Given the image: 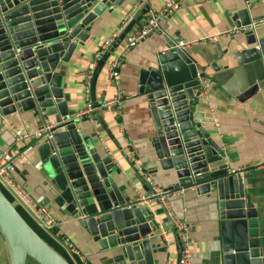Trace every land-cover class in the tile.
I'll list each match as a JSON object with an SVG mask.
<instances>
[{
	"label": "water",
	"instance_id": "water-1",
	"mask_svg": "<svg viewBox=\"0 0 264 264\" xmlns=\"http://www.w3.org/2000/svg\"><path fill=\"white\" fill-rule=\"evenodd\" d=\"M125 0H0V117L32 113L49 121L53 135H41L25 148H36L39 166L50 185L52 202L77 223L78 231L118 264H155L167 252L153 212L154 198H139L131 184L118 185L113 158L101 152L96 134L83 136L67 109L70 98L61 86L67 64L77 47L89 38L91 24L104 13L121 9ZM248 8L224 16L231 34L225 49L213 47L218 60L232 59L244 67L246 88L239 101L264 89V21L250 19ZM146 5L128 23L93 68L89 99L97 108L98 77L125 36L148 14ZM157 35L166 50L138 75V93L150 115L153 164L148 174L160 172L169 184L161 191H191L202 200L209 220L218 230V264H264L259 246L256 210L245 193L243 171H230L224 154L203 126L210 123L201 110L205 68L175 43ZM150 35V34H149ZM214 72L220 70L209 63ZM228 66L223 67L227 69ZM102 127V124L99 123ZM103 128V127H102ZM126 159V157H124ZM160 170V171H158ZM147 196L150 188L143 178ZM81 232V233H82ZM0 236L9 264H70L44 241L0 189ZM176 264L181 253L177 240Z\"/></svg>",
	"mask_w": 264,
	"mask_h": 264
},
{
	"label": "crops",
	"instance_id": "crops-1",
	"mask_svg": "<svg viewBox=\"0 0 264 264\" xmlns=\"http://www.w3.org/2000/svg\"><path fill=\"white\" fill-rule=\"evenodd\" d=\"M167 1L169 0H125L121 9L115 8L111 15L104 13L91 24L89 38L84 46L77 47L69 62L61 64L60 68L64 72L61 83L63 93L70 98L67 109L71 117L85 109V76L90 73V65L98 49L136 11L146 5L149 8L148 14L141 16L137 23L139 25L147 20L150 12L159 11ZM251 7L248 11L250 19L264 18V0H180L179 9L163 19L157 30L173 43L181 39L190 44L185 53L197 60L201 66H207L205 72L208 78L203 83L200 100L201 110L210 123L203 126L223 152V163L229 170H241L245 173L246 177L242 178L245 193L256 210L259 246L264 248V89L239 101L238 97L247 86L244 67H238L233 59L229 62L225 59L218 60L212 45L218 42L225 49L231 34L235 32L229 28L225 12L234 13L238 9ZM208 38L214 40L208 41ZM165 50L166 44L153 32L124 54L118 70L123 98L116 108L102 106L115 95L114 86L106 87V62L96 83L97 108L91 109L88 115L77 120V130L81 135L95 133L94 143L97 145L100 137L101 152L107 155L108 151V156L114 159L116 169L120 172L116 177L117 184L124 185L129 182L133 193L141 199L147 195L142 188L140 176L143 180L149 177L160 190L169 184L160 172L148 174L153 167V164L147 162V158L152 156V126L145 99L138 93L139 71L151 66L156 56ZM118 54L119 51L114 55ZM211 62L219 66L220 70L214 72L209 68ZM225 66H228L227 69H223ZM89 119L95 123H90ZM44 124L53 126L49 121L42 123L32 113L0 117V150L10 151L17 158L12 172L14 180L29 194L35 207L45 208L60 221L61 238L79 252L85 264H118L109 261L107 253L100 252L96 244L90 242L82 231H78L77 223L53 204L51 187L39 166L36 148L25 151L34 140L36 131ZM15 130L29 137L22 142H16ZM147 206L153 212L159 228L165 232L164 239L168 242L172 264H176L177 257L175 244L178 236L175 222L187 228L192 264L219 263L218 230L209 220L205 204L201 199L197 200L193 192L184 191L181 196L174 198L168 196L165 206L155 200ZM26 216L34 223L28 214ZM44 233L62 251L59 254L67 261L69 258V261L71 259L75 264H81L76 257L70 255L60 238ZM154 258H159L155 264H167L166 253ZM0 264H9L1 236Z\"/></svg>",
	"mask_w": 264,
	"mask_h": 264
},
{
	"label": "built area",
	"instance_id": "built-area-1",
	"mask_svg": "<svg viewBox=\"0 0 264 264\" xmlns=\"http://www.w3.org/2000/svg\"><path fill=\"white\" fill-rule=\"evenodd\" d=\"M179 7H180V0L167 1L159 11L150 12L147 20L143 21L139 25H136L125 36L124 40L121 42V44L117 48L119 50V54L116 55V57L111 60L110 58L114 54L113 53L107 61L108 68H107L106 87L114 86L115 95L111 100L105 101L102 104L103 107H115L116 108L122 102L123 97H122V91L120 88V83L118 80V70L120 68V65L123 62L124 54L128 52L129 50H131L132 48H134L135 46H137L147 35L155 32L160 22L163 19H165L169 14H171L173 11L179 9ZM129 19L130 17L124 20L123 25L120 27L118 32L115 35H113L111 39L106 41L98 49V51L94 54L93 63L90 65V73L86 74L85 76L86 79L84 83L83 93L86 99V106L82 112H79L73 116L74 119L80 120L85 115H88V113L91 111L92 108H91L90 100H89V81H90L91 72L93 68L95 67L96 63L101 58V56L104 54V52H106L109 49L110 45L113 43L116 37L121 33L123 28L128 23ZM261 21H264V19H262ZM207 40L212 41L214 40V38H208ZM189 47H190V44L184 42L181 39L175 42V48L181 51L185 52ZM89 121L90 123H93V124L95 123L91 119H89ZM51 129H52V126L44 124L36 131L33 137L37 138L41 135H46L47 139H49L53 135V131ZM14 136H15L16 142H22L26 138L29 137L27 134H23L18 130L14 131ZM106 154L109 155V152L107 151ZM16 162H17L16 156L13 155L10 151L0 150V189L3 191V193L5 192L10 197L11 200L10 199L9 200L17 208L22 209L26 213V215L28 214V216L32 220H34V223L37 225L38 228H40L43 232H46L47 234H52L60 238L62 240V245L70 251V255L73 257H76L80 261L81 264H85L79 252L76 251L66 240L61 238L60 231H59V228L61 225L60 221L56 219L45 208L35 207L29 194L25 192L14 180L12 176V172H13ZM145 180H146L147 185L150 188V195L147 197L154 198L161 205L165 206L168 196H166V194H164L160 189L154 186L149 177H145ZM181 195H182L181 192H177V193H173L172 195H170V197L174 198V197L181 196ZM175 230L178 236V243L180 246V253H181L180 264H192L191 254L189 252V239H188L187 228L185 225L175 222ZM159 231L163 237L164 245L166 246V249H167V252H166L167 264H172L170 260L171 253L169 251L168 242L167 240L164 239L165 232L162 230V228H159Z\"/></svg>",
	"mask_w": 264,
	"mask_h": 264
},
{
	"label": "trees",
	"instance_id": "trees-1",
	"mask_svg": "<svg viewBox=\"0 0 264 264\" xmlns=\"http://www.w3.org/2000/svg\"><path fill=\"white\" fill-rule=\"evenodd\" d=\"M5 193V192H4ZM5 195L7 196L8 199H10V197L5 193ZM11 200V199H10ZM19 213L22 215V217L26 220V222L34 229V231L44 240L46 241V243H48L53 249H55L58 253L62 254V251L55 245V243H53V241L43 232L41 231L27 216L26 214H24V212L20 209L17 208ZM33 264H35L33 261H31ZM71 263V261H68Z\"/></svg>",
	"mask_w": 264,
	"mask_h": 264
},
{
	"label": "rangeland",
	"instance_id": "rangeland-1",
	"mask_svg": "<svg viewBox=\"0 0 264 264\" xmlns=\"http://www.w3.org/2000/svg\"><path fill=\"white\" fill-rule=\"evenodd\" d=\"M118 51H119V50L117 49V50L114 52V54H116ZM114 54L111 56V60H112L113 58H115L116 55H114ZM111 60H110V61H111ZM105 78H107V68H106ZM68 261H69V258H68ZM70 261H71L72 264H75L74 261H72L71 259H70ZM28 264H33V263H32V262H31V263L29 262Z\"/></svg>",
	"mask_w": 264,
	"mask_h": 264
},
{
	"label": "flooded vegetation",
	"instance_id": "flooded-vegetation-1",
	"mask_svg": "<svg viewBox=\"0 0 264 264\" xmlns=\"http://www.w3.org/2000/svg\"><path fill=\"white\" fill-rule=\"evenodd\" d=\"M29 262L31 263V261L29 260V261L27 262V264H28Z\"/></svg>",
	"mask_w": 264,
	"mask_h": 264
}]
</instances>
